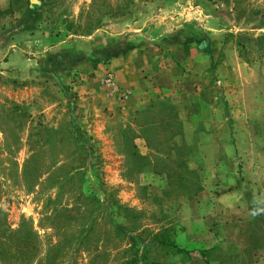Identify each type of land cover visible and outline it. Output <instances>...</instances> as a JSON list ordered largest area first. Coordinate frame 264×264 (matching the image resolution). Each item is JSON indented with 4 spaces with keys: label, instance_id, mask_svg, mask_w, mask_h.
<instances>
[{
    "label": "rangeland",
    "instance_id": "obj_1",
    "mask_svg": "<svg viewBox=\"0 0 264 264\" xmlns=\"http://www.w3.org/2000/svg\"><path fill=\"white\" fill-rule=\"evenodd\" d=\"M200 38L208 52L181 44ZM135 52L160 84L198 75L199 95L133 107L113 72L90 76ZM216 180L240 200L219 202ZM253 208L264 218V0H0V264H130L124 221L186 251L139 264H264Z\"/></svg>",
    "mask_w": 264,
    "mask_h": 264
},
{
    "label": "crops",
    "instance_id": "obj_2",
    "mask_svg": "<svg viewBox=\"0 0 264 264\" xmlns=\"http://www.w3.org/2000/svg\"><path fill=\"white\" fill-rule=\"evenodd\" d=\"M135 62H137V64H135ZM151 70L152 67L149 66V61L147 57L145 56L139 57L137 52H135L126 57L116 58L108 64L100 65L95 68H92L91 71L89 72H90V76L92 77L95 76L96 79H98L100 76L101 77L104 76L107 72H113L117 81L121 85L131 88L134 94L133 102H132L133 107L142 106V104L145 103L143 98H145L146 94L150 92L151 93L154 92L155 95H161V96H170V95L178 94L182 96V100H185L187 96L191 98L193 96L194 97L198 96L203 88L202 79L199 78V76L196 74L190 76V78L187 81H181V80L178 81L179 78L170 77L169 84L168 83L166 84L167 75L165 74L162 75L165 76V79L162 81V84H160L157 80L152 81L153 78L151 75L148 78L146 77L147 72L149 73L153 72V71L151 72ZM172 73L174 75L176 74L175 71L171 72V74ZM157 76H161V74H157ZM210 107L211 106H209L208 104L205 105L201 104L198 113L194 114V116L191 117L192 121L193 122L206 121L207 119L205 118V115L209 112ZM214 111L217 112V109L215 108ZM226 119L229 120V117H226ZM215 147L216 146L212 145L211 150L213 151V156L215 155ZM142 154L144 156L146 155V152H142ZM215 162L217 165L218 160L216 158V155H215ZM221 164L218 165L219 167L215 171V173L217 174L219 173V169L223 165ZM215 185H217V187H215V194L219 202H222L227 206H231L234 203H236V201L240 200L241 198V197L239 198L240 192H238L237 186L231 183V181L221 182L220 180H216Z\"/></svg>",
    "mask_w": 264,
    "mask_h": 264
},
{
    "label": "trees",
    "instance_id": "obj_3",
    "mask_svg": "<svg viewBox=\"0 0 264 264\" xmlns=\"http://www.w3.org/2000/svg\"><path fill=\"white\" fill-rule=\"evenodd\" d=\"M37 5H33L29 7V10L31 12L38 11V8H36ZM247 33L241 32L240 35H246ZM196 42L197 46L199 49L208 52L210 50L209 47V39L208 38H200L199 40H188L185 41L181 44H189V43H194ZM94 59V57H93ZM260 214L256 213V211L253 208V218L255 219V222L259 224L261 228L264 229V218L260 219L259 217ZM130 223L128 222H123L119 224V233H128L129 238H130V248L129 251L132 252L133 257L131 259L130 264H139L141 261H146L147 260V252L151 246H157L160 248H171V249H176V250H181V248L178 246V243H176L174 240L170 238L169 235H167L166 231L163 232H150L148 230H143V232H138V228L135 226H129ZM91 229L93 226L90 227ZM251 241L250 244L256 247V244L258 243L257 241V236L258 234H251ZM264 235V234H263ZM89 237V233L85 234L82 237V240H86ZM216 249V247H215ZM185 251V250H181ZM186 252V251H185ZM249 261L244 262L243 264H247ZM218 264V263H217ZM219 264H223L222 262Z\"/></svg>",
    "mask_w": 264,
    "mask_h": 264
},
{
    "label": "built area",
    "instance_id": "obj_4",
    "mask_svg": "<svg viewBox=\"0 0 264 264\" xmlns=\"http://www.w3.org/2000/svg\"><path fill=\"white\" fill-rule=\"evenodd\" d=\"M103 83L106 84L107 87H112V86L114 85V82H113V78H112V76H111V75H108V76L105 78V80H104ZM124 95H125V94H124Z\"/></svg>",
    "mask_w": 264,
    "mask_h": 264
}]
</instances>
